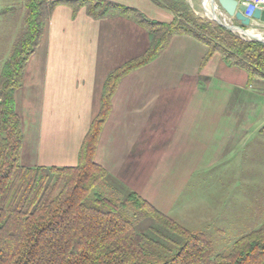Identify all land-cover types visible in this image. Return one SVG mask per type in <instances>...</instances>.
I'll list each match as a JSON object with an SVG mask.
<instances>
[{"label": "crops", "instance_id": "crops-1", "mask_svg": "<svg viewBox=\"0 0 264 264\" xmlns=\"http://www.w3.org/2000/svg\"><path fill=\"white\" fill-rule=\"evenodd\" d=\"M103 1L137 9L151 20L170 23L174 19L151 0ZM149 45L148 31L133 16L111 10L93 17L85 9L74 12L68 6L56 7L46 19L43 39L15 92V110L24 134L21 164L77 166L84 138L100 112L108 74L141 56ZM207 52L208 47L197 39L174 35L158 58L124 77L102 129L95 161L107 170L114 185L136 192L162 213L170 214L166 204L169 206L168 199L174 196L166 195L164 202H157V194L147 187L159 174L152 166L171 160L173 165L196 166L211 160L203 172H217V168L220 172H214V178L202 177L211 182L208 189L231 181L232 191L209 224L219 225L220 236L233 221L228 206L239 195L248 196L244 184L264 180V141L256 145V136L264 132V114L256 117L247 109L225 106L202 109L203 77L217 73L203 74ZM215 55L211 60L220 58L218 69L230 67ZM234 90L222 100L243 96ZM261 96L259 92L244 94L243 99L252 102Z\"/></svg>", "mask_w": 264, "mask_h": 264}, {"label": "trees", "instance_id": "trees-1", "mask_svg": "<svg viewBox=\"0 0 264 264\" xmlns=\"http://www.w3.org/2000/svg\"><path fill=\"white\" fill-rule=\"evenodd\" d=\"M151 1L170 11L173 21L151 20L137 9L103 0H26L24 28L0 75V264H264V223L216 253L203 232L190 231L136 192L112 188L107 170L95 161L122 79L158 58L174 35L191 36L208 47L202 68L219 53L228 66L246 71L248 84L264 82V43L201 20L178 0ZM58 5L86 7L93 17L111 10L133 16L148 31L150 45L108 74L100 112L84 138L77 166L27 167L20 162L24 134L15 92L43 39L46 19ZM129 210L180 238L176 249L154 239L162 236L159 229L138 230Z\"/></svg>", "mask_w": 264, "mask_h": 264}, {"label": "rangeland", "instance_id": "rangeland-1", "mask_svg": "<svg viewBox=\"0 0 264 264\" xmlns=\"http://www.w3.org/2000/svg\"><path fill=\"white\" fill-rule=\"evenodd\" d=\"M178 1L186 4L189 10L201 20L216 23L207 15L204 0ZM25 2L26 0H0V75L5 61L12 55L14 44L24 28ZM63 6L72 8L74 12L80 9H85L87 12L86 7H80L75 10L76 7L70 5ZM247 29L256 33L255 35L264 37V26L253 25L247 27ZM238 35L244 40L255 41L244 36L242 37L240 34ZM215 56H217L215 58H219L221 55L216 53ZM211 62H213L211 63L212 65L208 66L207 64V66H204L207 68L204 70L203 74L214 71H217V73H213L214 76L211 78L203 77L202 88L204 90L202 92L204 93H202V109L217 110L225 106L224 108L238 109L240 111H246L247 109L248 112L255 113L256 117L260 113L264 114L263 81L259 80L253 84H248L245 70L237 67L218 69L220 58L212 59ZM232 90L238 94L237 96H243L240 98L237 97L239 99L236 98L235 100L230 98H228L229 100H222V98ZM258 92L263 95L260 100V97L253 98L252 102H246V100L243 99L244 94ZM221 93H223V95ZM248 121L250 123V120ZM256 137L258 138V141H256L257 145L259 141H264V132L259 133ZM250 141L253 142V138H251ZM164 151L166 150H162V152ZM171 162H173V160H171ZM171 162H168L169 164H162L161 162L159 165H153V171L157 169L159 174L149 182V185L148 181L146 185L144 182L142 184L145 186L148 185L147 187H151L150 190L157 194V202H159V200L164 202V197L166 198V195L168 198L174 196L168 199L169 206L167 203L166 207L169 208L171 212L170 214H166L192 232L200 233L201 236L203 232L207 240L212 242L216 253L228 249L231 246V244L228 243L231 242L233 244L237 239L258 229L264 223V180H254L250 182V185L244 184L246 186L244 191L248 193V196L244 194L243 196L239 195L236 199L234 198L235 203L228 206V211H230V217L233 221L232 224H229L230 227L224 229V234L221 232L220 236H218L217 228L219 225L215 226L216 224L214 223L211 226L209 224L214 219L213 216L219 212L220 209L222 210L224 200L232 191L231 187H229L231 181H222L217 189L212 188L209 190L208 186L211 182H206L202 177L214 178L216 176L215 173L220 172V168H217L219 169L217 172H215L216 170L213 172H203L205 169L208 170L211 165L209 164L211 160L205 159L202 165L196 166H178L173 165ZM187 176L189 177L188 179ZM138 183L141 184L140 182ZM111 186L112 188H119H117L116 185ZM204 186L206 188H203ZM123 190L125 191L124 193H128L125 189ZM104 193L110 196L112 193L111 188L109 187ZM252 206L253 213L250 212ZM128 216L134 221L138 230L149 232V229L152 227L159 229L164 237L159 235L153 236L154 239L163 244L171 245V250L176 249V245L180 242V238L161 228L154 219L145 216L140 217L139 215L134 216V212L130 210L128 211Z\"/></svg>", "mask_w": 264, "mask_h": 264}, {"label": "water", "instance_id": "water-1", "mask_svg": "<svg viewBox=\"0 0 264 264\" xmlns=\"http://www.w3.org/2000/svg\"><path fill=\"white\" fill-rule=\"evenodd\" d=\"M212 8L210 19L223 26L227 30L264 43V37L252 34L247 27L252 25V20L244 16L246 10L244 4L238 0H209ZM253 18L264 23V10L257 9ZM238 23V24H237Z\"/></svg>", "mask_w": 264, "mask_h": 264}, {"label": "built area", "instance_id": "built-area-1", "mask_svg": "<svg viewBox=\"0 0 264 264\" xmlns=\"http://www.w3.org/2000/svg\"><path fill=\"white\" fill-rule=\"evenodd\" d=\"M238 2L239 4H244L246 6V10L243 12V14L245 17L250 18L252 20L251 26H262V22L255 20L253 16L257 9L264 10V0H238Z\"/></svg>", "mask_w": 264, "mask_h": 264}, {"label": "bare ground", "instance_id": "bare-ground-1", "mask_svg": "<svg viewBox=\"0 0 264 264\" xmlns=\"http://www.w3.org/2000/svg\"><path fill=\"white\" fill-rule=\"evenodd\" d=\"M204 6H205V11L207 13V15H212V8H211V4L209 0H204ZM252 34H256L254 32H251ZM260 36V35H258Z\"/></svg>", "mask_w": 264, "mask_h": 264}]
</instances>
